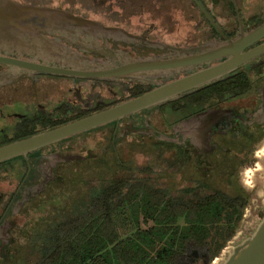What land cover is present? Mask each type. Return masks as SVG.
Returning <instances> with one entry per match:
<instances>
[{
  "label": "flooded vegetation",
  "instance_id": "1",
  "mask_svg": "<svg viewBox=\"0 0 264 264\" xmlns=\"http://www.w3.org/2000/svg\"><path fill=\"white\" fill-rule=\"evenodd\" d=\"M200 2L212 20L194 0H0V146L225 58L112 77L36 71L20 63L100 70L175 59L233 41L264 21V0ZM180 14L189 24L181 32ZM174 35L182 43L164 40ZM262 42L264 37L246 50ZM96 130L109 133L105 148L84 153L77 137ZM123 141L170 146L172 171L177 178L182 168L187 173L176 180V193L199 185L227 193L242 189L245 194L235 196L241 203L247 195L249 203L258 191L244 187L240 172L258 162L256 150L264 147V53L167 101L0 162V258L17 247L32 202L62 182L71 163L116 151Z\"/></svg>",
  "mask_w": 264,
  "mask_h": 264
},
{
  "label": "trees",
  "instance_id": "2",
  "mask_svg": "<svg viewBox=\"0 0 264 264\" xmlns=\"http://www.w3.org/2000/svg\"><path fill=\"white\" fill-rule=\"evenodd\" d=\"M145 180L103 181L36 264H211L240 225L245 192L199 185L173 195Z\"/></svg>",
  "mask_w": 264,
  "mask_h": 264
},
{
  "label": "water",
  "instance_id": "3",
  "mask_svg": "<svg viewBox=\"0 0 264 264\" xmlns=\"http://www.w3.org/2000/svg\"><path fill=\"white\" fill-rule=\"evenodd\" d=\"M194 1L206 16L211 19L200 0ZM263 37L264 21L250 32L242 34L233 41L222 45L200 47L199 50L201 51L199 53L175 59L147 60L125 64L112 69L100 70H73L47 66L36 62L20 63L23 67L36 71L74 76L112 77L127 76L147 69L181 68L217 60L222 57L225 58V60L219 63L166 82L136 97L121 101L110 107L51 129L4 144L0 146V162L19 155H26L29 152L56 143L71 135L96 128L113 120L120 119L125 115L133 114L139 110L162 103L192 87L222 76L240 67L255 56L264 53V42L246 50L247 47H250ZM163 138L171 140L167 136H163ZM256 156L258 162L251 168L240 172V178L246 189H256L258 191L254 195L257 197L249 201L235 234L211 264H264V212L263 216L261 213L264 209V147L260 146L257 148Z\"/></svg>",
  "mask_w": 264,
  "mask_h": 264
},
{
  "label": "rangeland",
  "instance_id": "4",
  "mask_svg": "<svg viewBox=\"0 0 264 264\" xmlns=\"http://www.w3.org/2000/svg\"><path fill=\"white\" fill-rule=\"evenodd\" d=\"M181 16L178 15L182 24L180 32L189 26L188 21ZM179 35L173 38L165 36L164 40L180 44L183 40ZM108 134L96 130L78 136L77 140L82 141L84 153L87 148L98 151L105 148ZM170 149L169 146L160 150L149 141H123L116 151L108 148L100 155L71 163L64 180L49 186L32 202V209L22 218L17 247L12 248L9 255L0 258V264H36L44 249L50 247L57 226L87 209L103 181L146 179L154 186L176 194V180L183 181L187 173L184 167L177 178L172 171ZM217 182L221 184V181Z\"/></svg>",
  "mask_w": 264,
  "mask_h": 264
},
{
  "label": "bare ground",
  "instance_id": "5",
  "mask_svg": "<svg viewBox=\"0 0 264 264\" xmlns=\"http://www.w3.org/2000/svg\"><path fill=\"white\" fill-rule=\"evenodd\" d=\"M215 258H216V257H215ZM215 258H214V259H215Z\"/></svg>",
  "mask_w": 264,
  "mask_h": 264
}]
</instances>
